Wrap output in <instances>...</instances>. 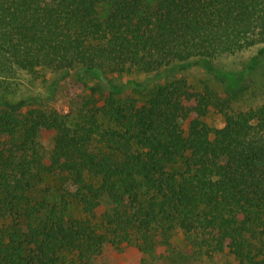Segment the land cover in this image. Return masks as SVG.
Wrapping results in <instances>:
<instances>
[{
    "label": "trees",
    "instance_id": "trees-1",
    "mask_svg": "<svg viewBox=\"0 0 264 264\" xmlns=\"http://www.w3.org/2000/svg\"><path fill=\"white\" fill-rule=\"evenodd\" d=\"M255 48L264 0H0L2 74H160ZM171 78L143 104L76 118L0 100V264H93L107 245L175 231L264 264V103L235 110Z\"/></svg>",
    "mask_w": 264,
    "mask_h": 264
},
{
    "label": "rangeland",
    "instance_id": "rangeland-1",
    "mask_svg": "<svg viewBox=\"0 0 264 264\" xmlns=\"http://www.w3.org/2000/svg\"><path fill=\"white\" fill-rule=\"evenodd\" d=\"M104 12L106 13V10L103 14ZM171 77L174 79L185 77L195 90L203 91L209 88L216 101L232 109L258 107L264 103V50L255 48L234 56L222 57L212 65L199 61L176 64L160 74L136 73L105 78L89 73L82 75L77 71L61 77L49 71L33 75L14 70L8 74L0 73V100L19 103L34 98L40 102L37 105L51 107L60 113L70 115L71 118H76L81 111L104 108L110 101L143 104L161 88L166 87ZM129 81L143 84L146 88H130L120 95H112V88L118 90ZM109 109L110 107L106 110L107 113ZM206 122L211 127L223 126L217 108L211 109ZM183 126L187 127V124L184 123ZM51 180L58 185L56 178L53 177ZM107 208V200L104 199L96 211L95 224L100 223L101 215ZM93 264H236V262L193 237L175 231L166 239L159 235L151 239L132 237L126 242L107 245L103 254L94 260Z\"/></svg>",
    "mask_w": 264,
    "mask_h": 264
}]
</instances>
